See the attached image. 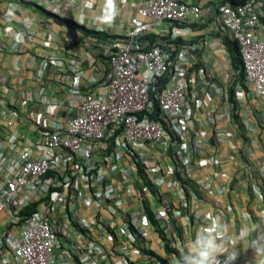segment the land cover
I'll use <instances>...</instances> for the list:
<instances>
[{"label": "crops", "instance_id": "0c3cea01", "mask_svg": "<svg viewBox=\"0 0 264 264\" xmlns=\"http://www.w3.org/2000/svg\"><path fill=\"white\" fill-rule=\"evenodd\" d=\"M24 1L90 29L126 36L131 17L148 0H0V143L12 135L20 143L35 142L41 131L64 122L74 112L73 100L59 106L52 118L44 114L40 123L36 113L45 110L46 101L68 98V81L73 72L81 76L84 90L99 89L108 67L102 46L115 41L85 36L80 30L56 23ZM188 1L200 6L198 20L189 16L181 25L165 24L163 29L154 27L150 33L157 45L175 54V70L203 71L186 98L184 113L189 121L179 128L178 117L169 118V135L176 139L175 144L163 153L157 145L139 143L113 157L115 138L110 146L97 142L92 160L78 159L79 162L88 167L113 157L120 174L106 168L91 169L96 179L90 183L77 172L73 188L61 189L55 206L38 203V215L54 222L56 252L65 256L68 252L71 264H119L123 260L121 250L126 246L121 228L128 220L141 232L146 231L143 247L170 264H178L164 252L152 224H140V195L148 199L159 226L175 237L171 245L181 252L197 231L218 223L231 237L242 228H251L253 238L264 235L260 226L264 224V99L255 95L249 83L245 82V90L237 81L233 52L227 42L231 38L219 18V8L225 0ZM261 19L263 26L258 36L264 40V9ZM53 48L66 52L60 74L54 66L43 67ZM30 95L33 101L27 102L26 113L17 114L18 107ZM7 120L13 125L6 126ZM131 153L137 154L142 163L141 174L133 160L137 158ZM7 154L9 162L17 166L12 151L7 149ZM177 172L197 185V194L191 189L185 194L175 177ZM143 176L153 185L154 192L144 185ZM109 185L118 190V197L108 202L95 200L93 192ZM21 196L24 199L25 194ZM5 215L0 214L1 221H7ZM75 223L85 230L77 229ZM22 224L10 227L11 238L19 237ZM178 228L181 239L176 234ZM3 230L0 226V238L6 236ZM92 243H97L100 250L93 249ZM247 247L248 240L237 245L239 255L234 264H262L264 257L255 261L254 250ZM129 260L128 264H160L145 253L132 255ZM14 261L9 245L0 243V264ZM220 261L227 264L226 256H221Z\"/></svg>", "mask_w": 264, "mask_h": 264}, {"label": "built area", "instance_id": "2783aa9c", "mask_svg": "<svg viewBox=\"0 0 264 264\" xmlns=\"http://www.w3.org/2000/svg\"><path fill=\"white\" fill-rule=\"evenodd\" d=\"M263 7L264 0H225L219 8L221 25L238 45L245 81L261 99H264V40L259 38L258 33L263 26ZM200 11L198 4L188 0H148L131 17V27L124 39L103 44L108 67L105 82L99 89L84 90L81 76L73 72L68 81V98L57 97L46 101L45 110L36 113L40 123L44 114L52 118L59 106L73 100L76 102L74 112L67 115L64 122L41 131L39 140L35 142L20 143L12 135L0 143V214L5 213L7 217V221L0 219V226L6 235L0 238V243L9 245L15 258L12 264H71L67 259L68 252L65 256L55 250L57 234L54 222L48 216L38 215V211L29 216L19 213L22 207L47 195L49 199L42 202L55 206L54 201L62 194L61 189L73 188L77 172L82 173L90 183L96 179L91 169L106 168L120 174L113 157H118L136 144L149 142L157 145L163 153L175 144L176 139L169 135L172 129L168 126L169 118L178 117L179 128L189 121L184 113L186 98L190 87L202 77L203 71L175 70V54L151 43L147 36L154 27L163 29L165 24L181 25L189 16L198 20ZM65 57L64 50L53 48L43 61V67L54 66L60 74ZM162 78H166L167 82L158 89L157 97L165 126L159 120L139 117L142 111H151L149 87ZM29 101H33L32 95L18 107L17 114L26 113ZM12 125L11 120L6 121V126ZM113 134L117 141L112 147L113 157L88 167L79 162L78 159L90 162L95 144L105 142V138ZM7 149L15 155L17 166L9 162ZM49 172L59 176V179L47 175ZM53 186L60 189L51 191ZM22 194H25L24 199ZM118 195V190L111 185L93 192L95 200L100 202L114 200ZM139 220L143 227L150 224L144 213ZM19 223H23L19 237L11 238L10 227ZM75 227L81 230L83 225ZM121 232L126 246L121 250L123 260L119 264H128L132 255L144 253L141 247L135 246V237L128 223L121 228ZM146 234V231L141 232L142 237ZM92 245L93 249L100 250L97 243Z\"/></svg>", "mask_w": 264, "mask_h": 264}, {"label": "trees", "instance_id": "16d2710c", "mask_svg": "<svg viewBox=\"0 0 264 264\" xmlns=\"http://www.w3.org/2000/svg\"><path fill=\"white\" fill-rule=\"evenodd\" d=\"M24 2L27 4L34 5L38 11L42 12L44 15H46L48 17H51L56 23L66 25V26L73 28V29L80 30L83 33V35H85V36L96 38L98 40H109V41H111L110 39L122 40L126 37V36L110 35L104 31L90 29V28L84 26L83 24L78 23L77 21H75L73 19L62 17V16H60L54 12H51V11L45 9L44 7H42L40 5H36L33 2H29V1H24ZM147 38L150 40L151 43H155V38L153 35L150 36V34H149L147 36ZM227 42H228V45L232 49V52H233V57H232L233 65H234L235 69L238 70L237 81L240 83V85L245 90H247L244 72L241 68V58L239 56L238 45L233 39L227 40ZM166 82H167V79L162 78L158 82L152 83L150 85V87H149V98L152 101V108H151L150 112L145 111V110L142 111L139 114L140 118H149V119L159 120L165 126V120L163 118L164 115L162 114V111L159 107L157 95H158V89H160L162 86H164L166 84ZM231 93H232V91H231ZM235 106L236 105H234V107ZM235 117H237V116L235 115ZM114 138H115V134L108 135V137L105 138V143L107 144V146L108 145L110 146L114 142ZM131 155H132V157L137 158V159H133V160L137 165L138 173L141 174L143 171V166H142V163L138 159L139 158L138 155L135 153H131ZM180 166L182 167V165L179 163V167ZM47 175H52L53 177H55V178L58 177V179H59V176L54 175L52 172H49ZM175 175H176L175 177L177 178V180H179L181 186L183 187V190H185L186 195H188V193H189L188 189H191V191H193L197 194V192H198L197 191L198 190L197 185L192 180L183 177L182 174H180V172H177ZM142 180H143V183L146 187H148L152 192L155 191L153 185L144 176L142 177ZM140 188L142 190V187H140ZM59 189H60V187H55V186L50 188L51 191L59 190ZM140 196H141L143 213L147 216L149 223L152 224V226L157 231V233L160 237V240L162 242L164 252L166 254L174 257L177 260L178 264H180L179 257L181 255V251L177 247H174L171 245L172 244L171 242L173 240H175V237L171 238V236H169L167 231L159 226V220L156 217V215L154 214V211L152 210V206L148 202V199L144 195H140ZM47 199H49V195H47L45 197H41L37 201L30 203L28 205H25L24 207L21 208L19 213H25L28 216L32 215L33 213L37 212L38 203H40L42 201H46ZM127 223L129 225L130 231L132 232V234L135 237V243L134 244L141 247L143 253L155 257L156 260L160 264H170V262L166 258L162 257L161 255H159L158 253L154 252L151 249H147V248L143 247L142 246L143 238H142L140 230L137 227H135L133 225V223L130 222V220H128ZM181 232H182L181 229H179V228L176 229L177 237H179L180 239H181Z\"/></svg>", "mask_w": 264, "mask_h": 264}, {"label": "clouds", "instance_id": "9594fccd", "mask_svg": "<svg viewBox=\"0 0 264 264\" xmlns=\"http://www.w3.org/2000/svg\"><path fill=\"white\" fill-rule=\"evenodd\" d=\"M260 226L264 229V224ZM244 240H248L247 249L254 250L255 261L264 257V235L253 238L251 228H242L237 236L231 237L222 224L209 225L197 231L190 244L185 243L180 264H221V256H226L227 264H234L239 255L237 245Z\"/></svg>", "mask_w": 264, "mask_h": 264}, {"label": "rangeland", "instance_id": "374dc122", "mask_svg": "<svg viewBox=\"0 0 264 264\" xmlns=\"http://www.w3.org/2000/svg\"><path fill=\"white\" fill-rule=\"evenodd\" d=\"M263 9H264V7H263Z\"/></svg>", "mask_w": 264, "mask_h": 264}]
</instances>
